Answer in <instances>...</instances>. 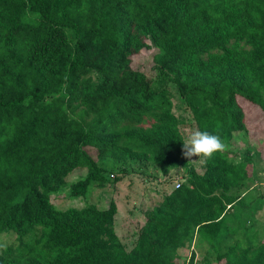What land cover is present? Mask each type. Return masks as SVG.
I'll return each mask as SVG.
<instances>
[{
  "label": "trees",
  "instance_id": "1",
  "mask_svg": "<svg viewBox=\"0 0 264 264\" xmlns=\"http://www.w3.org/2000/svg\"><path fill=\"white\" fill-rule=\"evenodd\" d=\"M169 84L198 130L249 132L264 111V0H0V264H194L196 234L215 247L250 165L228 151L188 169L130 250L115 202L51 199L78 169L74 195L110 186L105 158L186 166ZM205 264H264V239Z\"/></svg>",
  "mask_w": 264,
  "mask_h": 264
},
{
  "label": "rangeland",
  "instance_id": "2",
  "mask_svg": "<svg viewBox=\"0 0 264 264\" xmlns=\"http://www.w3.org/2000/svg\"><path fill=\"white\" fill-rule=\"evenodd\" d=\"M154 51L145 52L137 57V64L143 66L152 61ZM153 73L150 78L155 77ZM173 92L174 112L185 120L181 126L185 140L192 130H198L189 111L182 104L180 96L173 84H169ZM249 132L237 133L229 141H224L230 154L231 161L250 162L246 179L239 189L230 193H238L239 200L228 211L222 222L220 234L215 247L212 249L201 242L195 235L192 244L186 248L184 257L189 261L194 255V264H205V259L216 263L219 254L225 253L238 243L245 246L264 239V111L256 110L247 118ZM186 166L181 164L164 174L153 163L132 161L116 163L111 158H105L100 164L110 177V186L92 185L87 197L74 195L71 186L87 176L86 169H78L67 177L66 185L51 199L60 210L71 207L82 208L88 203L107 208L113 202L119 208L115 220L116 231L130 250L139 238L142 228L148 221V212L157 206L166 196L178 189L188 179V169L195 168L199 173L204 172L205 163L199 157L185 158ZM4 243L13 240L7 236L2 238ZM183 262V261H182ZM189 263V262H188ZM187 263V264H188Z\"/></svg>",
  "mask_w": 264,
  "mask_h": 264
},
{
  "label": "clouds",
  "instance_id": "3",
  "mask_svg": "<svg viewBox=\"0 0 264 264\" xmlns=\"http://www.w3.org/2000/svg\"><path fill=\"white\" fill-rule=\"evenodd\" d=\"M227 145L220 136L207 131L192 130L186 142L183 143V155L191 160L192 157H199L206 163L214 154L223 152Z\"/></svg>",
  "mask_w": 264,
  "mask_h": 264
},
{
  "label": "built area",
  "instance_id": "4",
  "mask_svg": "<svg viewBox=\"0 0 264 264\" xmlns=\"http://www.w3.org/2000/svg\"><path fill=\"white\" fill-rule=\"evenodd\" d=\"M177 186H178L177 188H179L181 185L178 183Z\"/></svg>",
  "mask_w": 264,
  "mask_h": 264
}]
</instances>
